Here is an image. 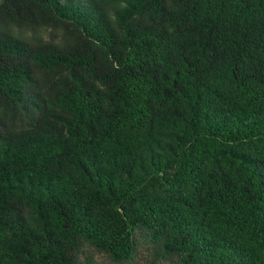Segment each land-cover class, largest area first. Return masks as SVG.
Returning <instances> with one entry per match:
<instances>
[{"label": "trees", "instance_id": "1", "mask_svg": "<svg viewBox=\"0 0 264 264\" xmlns=\"http://www.w3.org/2000/svg\"><path fill=\"white\" fill-rule=\"evenodd\" d=\"M0 264H264V0H0Z\"/></svg>", "mask_w": 264, "mask_h": 264}]
</instances>
